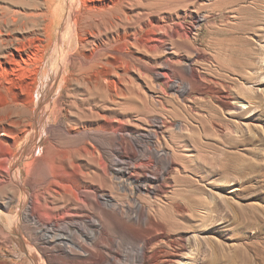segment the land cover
I'll list each match as a JSON object with an SVG mask.
<instances>
[{
  "label": "rangeland",
  "instance_id": "374dc122",
  "mask_svg": "<svg viewBox=\"0 0 264 264\" xmlns=\"http://www.w3.org/2000/svg\"><path fill=\"white\" fill-rule=\"evenodd\" d=\"M49 1L50 39L0 67V264H79L93 223L103 264H137L141 232L112 220L134 207L159 234L149 264L180 241L185 264H264V0H126L79 46Z\"/></svg>",
  "mask_w": 264,
  "mask_h": 264
},
{
  "label": "bare ground",
  "instance_id": "6f19581e",
  "mask_svg": "<svg viewBox=\"0 0 264 264\" xmlns=\"http://www.w3.org/2000/svg\"><path fill=\"white\" fill-rule=\"evenodd\" d=\"M89 1L91 0L66 1L67 15L64 23L67 34L66 32L65 34L67 38L69 37L72 41L76 42L75 46L84 45V43L86 42L85 40H81L79 38L82 34L87 33L90 37H94V35H99L100 37L102 32H100L99 27L95 23V19L96 18L102 19L103 17L106 16L113 19L115 18L114 16H119L121 14V6H122L121 4L126 2V0H115V2L113 1L114 4L110 9L107 10L108 7L106 6L99 12L89 13L87 12V10H89L87 6V3ZM100 1H102V3L103 2L106 3V1L111 2V0H100ZM49 5H50L49 0H0V67L1 68L3 67L5 72H7V69L11 70L12 65L15 64V61H13V56H14L13 47H15L14 43L15 44L22 43L23 46H26L24 43V41H26V34H27V49H29L31 46L32 36H36V40L38 44L42 43L41 37L43 36L46 39H50L49 31L50 29H52L54 24H56L58 18L56 17L57 15L55 16L53 11L50 10ZM43 6H45V12L42 10ZM95 30L98 33H95L94 32ZM59 49L60 48L57 47L58 56L56 57L62 63L63 62V59L61 57L62 48L60 50ZM15 52L21 54V52L23 51L19 49H15ZM16 64L19 65V63ZM24 65L27 66L26 64ZM190 71L193 74L191 76H193L194 82L196 83L204 82V77L202 76L199 70L193 69L192 67ZM187 90L188 89H184L181 90L180 92L181 94H184L185 92H187ZM219 98L221 99L224 107L231 110H235L236 108L237 109L239 108L237 104L234 102V98L232 97V95L222 94ZM10 120H9V113L1 114L0 116L1 131L5 130L6 126H12ZM170 165H171L169 167L170 170L172 169L176 170L172 168L174 165L173 162H171ZM168 175L169 174L167 171V173L165 175L162 174L160 178L157 179L155 178L156 183H158L155 190H153L151 186L150 187L148 186L149 188L144 187V191L146 192L155 191L156 193L164 192L166 188V186L164 185V179H166ZM149 180L148 182H151ZM9 204L10 201L4 202L2 200L0 201V208L3 206L5 208H8ZM176 208L181 209V206L176 205ZM118 210L119 213H117L112 219L116 225L119 226L126 225L130 229L139 230L141 232L140 235L141 247L139 248L136 256L137 264H149L150 256L148 254V247L152 243V241L159 236V234L158 236L154 235L155 237L148 238V236L144 234V232L149 229H152L154 227L153 223L148 219H146L144 216L139 215L138 207H134L132 209L130 208L127 210L118 208ZM174 222L175 221H173L172 219L169 220V222H166V224L167 223L169 224L167 228L168 231L170 230V228L171 229L173 228L172 226L174 225ZM93 224L95 227H97V233H95V235L94 236L92 235L91 237L93 242L92 248L86 250L83 244L78 242L77 245L74 244V246L71 249H68V252L81 258V262L79 264H103L105 262L103 251L106 245L103 239L107 238V235L102 230V228L99 227L97 223H93ZM184 251H185V245L183 241H180L179 244L172 247L170 251L165 253L163 260H161L162 261L161 264H185L186 262H184V260L187 259L186 258L187 256H185Z\"/></svg>",
  "mask_w": 264,
  "mask_h": 264
}]
</instances>
